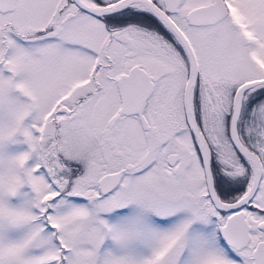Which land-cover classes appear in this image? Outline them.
<instances>
[{
    "label": "snow or ice",
    "instance_id": "6c2138e0",
    "mask_svg": "<svg viewBox=\"0 0 264 264\" xmlns=\"http://www.w3.org/2000/svg\"><path fill=\"white\" fill-rule=\"evenodd\" d=\"M0 264H264V0H0Z\"/></svg>",
    "mask_w": 264,
    "mask_h": 264
}]
</instances>
